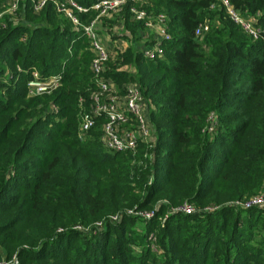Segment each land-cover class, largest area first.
<instances>
[{
	"label": "trees",
	"instance_id": "trees-1",
	"mask_svg": "<svg viewBox=\"0 0 264 264\" xmlns=\"http://www.w3.org/2000/svg\"><path fill=\"white\" fill-rule=\"evenodd\" d=\"M229 1L255 18L256 38L220 0H142L149 15L166 16L168 38L151 59L141 47L154 41L131 3L109 21L122 24L113 38L125 45L103 75L120 92L138 84L156 134L134 153L105 150L100 120L85 140L78 136L79 98L87 106L95 89L81 30L51 1L34 13L21 0L0 17V261L264 264V208L226 204L264 188V0ZM205 20L208 32L195 36ZM33 70L61 74L60 86L28 97ZM184 202L218 208L171 211Z\"/></svg>",
	"mask_w": 264,
	"mask_h": 264
},
{
	"label": "built area",
	"instance_id": "built-area-1",
	"mask_svg": "<svg viewBox=\"0 0 264 264\" xmlns=\"http://www.w3.org/2000/svg\"><path fill=\"white\" fill-rule=\"evenodd\" d=\"M46 1H51L58 13H61L74 27L81 30L88 40V49L93 54L89 63V70L93 76L95 89L89 96L90 103L87 106H85L84 99L79 98V138L85 140L96 122L100 120V142L107 151L134 153L140 143L147 147L153 146L156 134L149 124V105L138 84L127 82L123 85V91L120 92L113 80L103 75L107 62L118 55L117 53L123 49L125 41L122 40L121 42V39H118L114 44L105 45L97 35L95 26L101 18L109 14L119 13L123 6L131 3L129 10L132 17L144 23L147 31L145 36L154 41L151 45L144 44L141 47L143 55L151 59L162 54L160 41L168 38L166 16L164 14L149 15L140 6L132 4L135 0H95L89 7L78 4L76 0H31L33 9L41 10ZM220 1L231 20L239 24L246 33L254 38L258 36L260 28L256 26L254 17L237 11L229 0ZM20 2L21 0H8L7 13L14 15ZM89 10H94L96 16L90 23H84L78 15L87 13ZM101 29L107 30L105 26H101ZM208 30L209 24L205 20L197 25L194 34L195 36H202ZM60 80L61 74L42 78L37 70H33L31 78L27 82L28 91L32 95L50 93L60 86ZM226 204L241 209L264 208V188L248 198L236 199ZM216 208L218 207L207 206L198 209L193 204L184 202L171 208V211L194 214L198 211H211ZM128 213L138 214L146 219L153 216V211L128 210ZM110 218L117 220L118 216L112 215ZM96 225L100 226L101 222H96ZM78 227L80 228V226ZM0 263L18 264V260L13 256L10 261H1Z\"/></svg>",
	"mask_w": 264,
	"mask_h": 264
},
{
	"label": "rangeland",
	"instance_id": "rangeland-1",
	"mask_svg": "<svg viewBox=\"0 0 264 264\" xmlns=\"http://www.w3.org/2000/svg\"><path fill=\"white\" fill-rule=\"evenodd\" d=\"M47 2V1H46ZM46 4V3H45ZM44 4V5H45ZM133 5H135V6H140L141 4H144L143 2H142V0H135L133 3H132ZM8 0L5 2V4L2 6V8L0 9V17L1 16H3L4 14H7V8H8ZM55 10V9H54ZM40 10H33V12L34 13H38ZM55 12H57L56 10H55ZM58 13V12H57ZM117 13H115V14H109L108 16H105V17H103V18H101L99 21H98V24L95 26L96 27V32H97V35L99 36V38H101V40H102V42L106 45H110V44H114V42L115 41H118V39H121V38H113L114 36L113 35H117V34H119V33H121V23H118L116 26H110V24H109V21H111V20H113V19H115L116 18V15ZM114 15H116V16H114ZM96 16V15H95ZM95 16L93 17V18H95ZM92 18V19H93ZM91 19V20H92ZM90 20V21H91ZM90 21H87V22H84V23H90ZM103 27V26H105L106 28H107V30H105V31H103L102 29H101V26ZM121 42H122V39H121ZM9 76H11V73L9 72V74H8V77ZM59 87V86H58ZM57 87V88H58ZM56 89V88H55ZM54 91V90H53ZM52 92V91H51ZM50 92V93H51ZM50 93H47V94H50ZM27 94H28V97L29 96H32V94H30L29 93V91L27 92ZM52 109L53 110H56V107L55 106H52ZM263 189V188H262ZM262 189L260 190V191H262ZM260 191H258V192H260ZM257 192V193H258ZM251 196V195H250ZM249 197V195L248 196H244L243 198H241V199H245V198H248ZM234 200H236V199H234ZM234 200H232V201H234ZM231 201V202H232ZM164 218H165V216L161 219V221H163L164 220ZM156 240H155V236H153V235H151L150 234V236H149V245H150V249L152 250V251H156V249H157V245H156V242H155ZM2 259H1V261H4V259H3V256L1 257ZM18 260V259H17ZM0 261V262H1ZM1 264V263H0Z\"/></svg>",
	"mask_w": 264,
	"mask_h": 264
}]
</instances>
